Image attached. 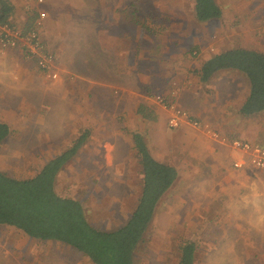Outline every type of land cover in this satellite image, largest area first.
Segmentation results:
<instances>
[{"label":"rangeland","instance_id":"1","mask_svg":"<svg viewBox=\"0 0 264 264\" xmlns=\"http://www.w3.org/2000/svg\"><path fill=\"white\" fill-rule=\"evenodd\" d=\"M167 2L171 3V0H53V4L64 7L66 13L75 15L77 19L81 18L72 23L70 32L64 28L63 22H60L57 30V34L66 35L64 40H67L68 45L62 60L63 77L66 78L64 84L59 90L53 89V85L45 87L40 83L42 80L38 79L41 74L31 69L28 75L34 77L32 80L38 84L32 86L37 93L32 94L33 91L29 94L24 91V94L19 93L6 101L11 106L8 117L11 136L0 146V169L16 179L30 178L42 169L48 158L64 151L65 144L70 142L69 137L73 134L69 131V125L78 118L74 116V109L70 104L64 100L59 101V98L62 93H70V89H75L76 86H70L75 77L81 78L76 83L80 116L78 136L83 133L81 124L92 119L87 117L92 109L94 124H104L106 127L89 134V139L93 137V141L105 143L108 138L117 137L121 154L118 151L116 157H110L112 163L106 166L98 159L97 162L91 159L92 150L83 149L79 157L62 170L56 187L60 195L79 200L89 221L102 231H114L123 226L133 214L142 193L143 175L136 165L138 162L135 152L126 144L123 145L130 138L128 134L112 126H134L138 122V118L134 116L137 108L141 105L150 107V104L145 103L144 93L142 94L145 86L139 84V77L135 76V71H138L136 69L141 66L144 79L150 81V66L140 61L144 50L141 45L138 46L139 42L135 38H127L124 48L126 59L121 61L119 54H124L119 41L114 46L107 45L110 47L109 53L100 45L104 41L111 44L112 32L105 34L108 38L89 33L101 26L104 7H121L125 9L127 18L140 12L146 20H150L155 10L160 19L167 15ZM87 15L90 18L88 21ZM133 21H128V24ZM263 21L264 18L261 20L262 26ZM80 30H87L88 34L81 36ZM142 40L146 45V39L142 37ZM214 48H211L212 54ZM6 52L0 53V63L10 68L14 62L17 66L15 75L25 76L22 69L25 66L13 55H5ZM197 54L196 51L192 52L194 56ZM119 65L123 67L120 69ZM9 68L5 73L9 72ZM5 73L0 74L5 76ZM105 81H109L110 85L106 86ZM22 87L28 89V86ZM153 87L155 89L154 85ZM20 104H29L30 108L13 109V105ZM59 106L63 110L71 108L72 112L60 113ZM1 112L0 109V114ZM6 120V117L0 116V121ZM167 123L168 121L162 128L147 130L146 142L159 140L160 135L163 136L170 130ZM78 136L74 133L73 139ZM119 163L122 164L120 171ZM176 167L180 170L181 177L156 208L145 240L135 252L134 264H178L181 246L187 241L194 242L197 246L195 264H264V222L250 212V207L259 200L254 197L246 198V187L239 191L236 182L232 186L228 183L223 186L202 180L205 177L200 178L201 182L196 180L192 183L191 188L196 193L186 199L183 194L190 188V181L184 180L186 172L182 171V167ZM201 169L204 173L202 175L209 177L212 174L211 167L202 166ZM200 189L206 194L203 197L198 195ZM195 199L203 201L200 212L195 209L194 213H187L188 206L182 205L183 200ZM252 216L253 221L248 223V218ZM54 258L57 260L55 264H91L86 258L76 256L71 249H64L61 255L54 254Z\"/></svg>","mask_w":264,"mask_h":264},{"label":"crops","instance_id":"2","mask_svg":"<svg viewBox=\"0 0 264 264\" xmlns=\"http://www.w3.org/2000/svg\"><path fill=\"white\" fill-rule=\"evenodd\" d=\"M215 1L222 10V17L204 22L196 18L195 0H171V3L167 2V15L160 19L155 10L153 16H150V20H146L147 18H144L140 12H135L127 18L128 15L125 9L121 7H110L109 9L104 7L101 26L99 25L101 28H94L95 30L93 29L92 33L89 34H99V36L108 38L105 34L112 32V36H110L111 44L104 41L100 45L102 48L105 47L104 51L109 53L110 47L107 45L114 46L119 41L124 54H119L121 61L126 59L124 48L127 45V38H135L136 42H139L138 46L141 45L144 50L140 55V61L150 66V81L144 79L145 76L142 73L141 66L136 69L138 71H135V76L139 77V84L145 86L142 89V94L144 93L145 103L150 104V107L141 105L140 108H137L134 116L138 118V122L134 126L116 124L112 126L114 129H120L128 134L130 140L129 142L128 140L124 141L123 145L126 144L130 149L134 150L138 162L136 165L139 171L141 170V174L142 167L136 151L134 135H140L143 138L155 160L176 169V166L182 167V171L186 172L183 176L185 177L184 180L190 181V188L185 190L183 194L184 197H187L186 199L194 196L196 192L191 186L196 180L201 182L200 178L205 177L206 179L202 180L212 181L223 186H226L227 183L232 186L236 182V187L237 189L239 188V191L246 187V198L254 197L259 200L258 203L250 207V212L254 216L256 214V218L259 221L264 222V170H256L250 166L243 169H235L232 166V162L242 157V154L231 148L230 145L213 140L204 130L194 128L190 124H184L176 130L168 127L170 130H167L163 136L160 135L159 140H148L147 142L145 140V132L147 130L166 126V122L171 115L156 100L157 96H162L167 102L177 103L194 120L210 124L214 130L227 139H240L263 146L264 112L249 117H245L240 113L250 94L248 78L236 70H222L204 82L200 72L206 61L217 54L229 50L247 49L264 54V26L261 23L264 18V0ZM3 2L9 3L13 9L9 17V22L12 25L24 32L30 30L39 32L40 38L46 44L48 50L57 56L55 69L59 73V79L52 80L46 72L39 69L35 61L26 58L22 52L15 49L5 50L7 51L5 55H13L15 59L20 60L19 62L25 66L22 68L25 76L18 77L15 75L17 66L14 62H12L10 68L4 63H0V73L2 75L9 68V72H6L5 76L0 74V109L2 110L0 116L7 118L4 123L10 127L8 117L11 113L9 111L11 106L6 101L19 93L24 94V91L29 94L33 91L34 93L32 94L37 93L32 86L38 84L32 80L34 77L28 75L31 69H35L36 72L41 74L38 79L42 80L40 83L45 87H47L46 85H53V89L59 90L64 84L63 81L66 78L63 77L64 64L62 60L64 59L63 52H65V48L68 45L66 44L67 40H64L66 35L57 34V30L60 27V22H63L64 28L70 32L72 23L77 18L71 13H66L63 10L64 7L53 4V0H42V2L40 0H37V2L35 0H0V7ZM41 14H45V17L42 18ZM80 19L78 18L77 20ZM86 20H90L88 15ZM131 20L134 21L128 24V21L130 22ZM80 31L81 36L88 34L87 30ZM100 31L102 33H98ZM142 37L146 39V45H144ZM212 47H215L212 50L214 54L210 52ZM195 51L198 52L196 56L192 55V52ZM122 67L123 65H119L120 69ZM80 79L75 77L70 83L71 87L76 86L75 89H70V93H62L59 98V101L64 100L65 103L70 104L72 109H74V116L78 118L69 125V131L73 135L69 137L70 142L65 144V150L72 147L80 138H85L76 155L66 166L79 157L81 151L85 148L92 150L90 155L93 161L97 162L100 160L99 162L110 166V163H112L110 162V157H116L118 154L120 148L119 139L117 140V137L108 138L105 143L95 142L93 137L89 139V134L99 128L106 127L104 124H94V112L92 109L87 114V117L92 118L89 121L90 124H88L89 122H83L81 124L83 133L78 136L80 116L78 112V97L76 95L78 84L76 83ZM104 83L106 86L110 85L109 81ZM22 86H28V89ZM173 91L175 94L172 95ZM25 107L30 108V105H13V109L22 110ZM58 110L60 113L67 114L71 108L63 110L59 106ZM156 121H158V124H155ZM159 123L164 125H159ZM74 133L78 137L73 139ZM62 152L55 153L47 159L46 163ZM119 153L121 154V151ZM121 166L122 164L119 163L118 171L122 170ZM202 166L211 167L212 174H209V177L202 175L204 174L200 171ZM177 171L179 179L181 177L180 170L177 169ZM199 185L201 184L199 183ZM171 188L163 195L157 207L171 191ZM258 188L262 190H258ZM203 191L201 189L198 191L200 197L206 195ZM183 201L184 204L182 205L188 206L187 213H194L195 209L200 212L203 203L200 199ZM136 207H134L133 212ZM231 218H233V215ZM253 219V216L248 218V223L252 222ZM94 227L97 228L96 226ZM64 249H71L76 256L80 255L90 261L82 253L65 244L33 239L15 227L0 226V264H55L57 260L54 258V254L61 255ZM90 263L93 264L91 261Z\"/></svg>","mask_w":264,"mask_h":264},{"label":"trees","instance_id":"3","mask_svg":"<svg viewBox=\"0 0 264 264\" xmlns=\"http://www.w3.org/2000/svg\"><path fill=\"white\" fill-rule=\"evenodd\" d=\"M13 12L7 2L0 7V22L10 23ZM196 18L209 21L222 17L215 0H195ZM222 70L243 73L250 83V94L240 113L253 116L264 112V54L247 49L229 50L213 56L201 69L208 81ZM10 127L0 121V146L10 136ZM85 138L48 161L33 177L16 179L0 169V226L15 227L29 237L55 241L76 249L93 264H134L137 248L144 242L163 195L178 179L176 168L158 162L143 138L134 135L143 175V190L138 205L127 222L115 231L95 228L87 219L83 204L57 191V179L76 155ZM197 246L184 242L178 264H195Z\"/></svg>","mask_w":264,"mask_h":264},{"label":"built area","instance_id":"4","mask_svg":"<svg viewBox=\"0 0 264 264\" xmlns=\"http://www.w3.org/2000/svg\"><path fill=\"white\" fill-rule=\"evenodd\" d=\"M41 17L44 18L45 14H41ZM8 49L22 52L28 59L35 61L39 69L46 72L52 80L59 79V73L55 69L57 56L48 50L37 30L24 32L14 27L11 23L0 22V52ZM156 100L171 113L168 119L170 129H179L184 124H190L194 128L202 129L213 140L228 144L242 154V157L232 162V166L235 169H243L250 166L256 170H264L263 146L240 139H227L214 130L210 124L194 120L186 110L176 103H167L162 96H157Z\"/></svg>","mask_w":264,"mask_h":264}]
</instances>
